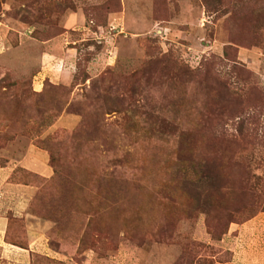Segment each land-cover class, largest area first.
<instances>
[{
	"label": "rangeland",
	"instance_id": "374dc122",
	"mask_svg": "<svg viewBox=\"0 0 264 264\" xmlns=\"http://www.w3.org/2000/svg\"><path fill=\"white\" fill-rule=\"evenodd\" d=\"M59 42L72 80L39 88ZM0 183V264H241L224 240L264 214V0H0Z\"/></svg>",
	"mask_w": 264,
	"mask_h": 264
},
{
	"label": "crops",
	"instance_id": "0c3cea01",
	"mask_svg": "<svg viewBox=\"0 0 264 264\" xmlns=\"http://www.w3.org/2000/svg\"><path fill=\"white\" fill-rule=\"evenodd\" d=\"M75 19H77L76 20L77 22L81 23L77 17ZM67 23L70 27H72L73 23H76L74 20V16H71ZM67 45L64 46L63 44L59 42L57 46L55 45L53 49L50 48L47 51V53L43 55L42 71H40L38 73V76L35 77V79H40V81L35 82L36 84H38L39 88L42 86V83L44 81L45 82L50 81L52 83L70 84L72 80V73L70 72L69 69H66V66L69 65L72 67L76 64L77 61L75 58L76 57L75 48L68 47L69 45L68 46ZM55 68L56 70H54ZM33 153H35V155L36 154L38 155L39 153V156H42L43 158L45 157L44 152L41 150L40 151L35 150L33 151ZM31 163H32L31 169L33 171H36L38 173H41L40 171H45L46 173L49 172V170L45 168L44 165L37 164V163L35 164V162H31ZM7 169H8V174H9L12 168L2 167L1 170H7ZM19 186L21 185L11 184L9 188V191L12 192V197L10 196L11 200L15 199L14 203L17 204L15 209H18L20 207V202H21L20 198L23 197L21 193H19V190L21 189L19 188ZM5 187L7 188L8 186H5ZM4 205H5V202L1 200L0 201V214L2 213L4 209ZM5 230H6L5 219L3 217H0V243L3 239ZM255 233H257L258 237H261L262 240H264V214L259 215L258 217L251 219L248 222H245L241 225H232L229 230V233L226 236L229 238H226L224 240L226 242V245H228L230 249L234 251V258H235V254L237 253L241 254L242 256L241 264H264V244L262 245L263 247L258 249L257 251H254L249 247L245 248L244 246H242L243 249L239 251L234 246V243L236 244L240 238L249 237L250 239Z\"/></svg>",
	"mask_w": 264,
	"mask_h": 264
}]
</instances>
